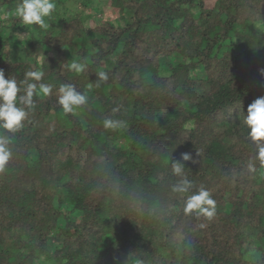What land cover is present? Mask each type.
Returning a JSON list of instances; mask_svg holds the SVG:
<instances>
[{"label":"trees","instance_id":"1","mask_svg":"<svg viewBox=\"0 0 264 264\" xmlns=\"http://www.w3.org/2000/svg\"><path fill=\"white\" fill-rule=\"evenodd\" d=\"M67 1L55 0L47 29L33 25L17 40L3 30L25 28L10 16L21 0H0L5 77L39 70L54 86L34 96L22 129L0 130L13 138L0 173V264H264V164L243 122L264 96V0L94 8L116 13V24L95 21L88 6L98 0L58 18ZM72 61L85 71L70 70ZM101 70L109 79L96 87ZM61 84L88 102L64 113ZM108 117L125 126L104 129ZM182 153L192 157L194 191L203 186L216 201L211 220L186 215L171 190Z\"/></svg>","mask_w":264,"mask_h":264},{"label":"clouds","instance_id":"2","mask_svg":"<svg viewBox=\"0 0 264 264\" xmlns=\"http://www.w3.org/2000/svg\"><path fill=\"white\" fill-rule=\"evenodd\" d=\"M55 9V0H21L15 8V15L24 25H37L40 29H47L49 25L45 18ZM69 67L70 70L81 73L85 71L87 65L81 61H72ZM43 75L44 73L39 70L28 71L24 74V79L18 82L15 78H6L3 69H0V130H3V133H15L24 127L30 111L35 107L34 96L48 97L53 93L52 84L41 82ZM96 76L97 81L94 84L96 87L109 79L108 73L103 70L98 71ZM21 92L23 94H20ZM57 93V102L64 113H72L88 102L87 94L77 91L73 84H61ZM243 122L249 130L250 139L256 144L255 160L264 164V96L258 97L247 107ZM102 125L106 130L115 131L123 128L125 122L108 117L102 121ZM12 143L11 135L0 134V173L5 171L12 158ZM191 159L189 153H182L179 161L171 163V174L177 178L171 190L184 197L183 211L186 215L195 213L211 220L216 214V201L210 191L203 186L194 191L195 185L188 178V171L185 168V162ZM256 168V163L250 161L249 171L254 172Z\"/></svg>","mask_w":264,"mask_h":264},{"label":"rangeland","instance_id":"3","mask_svg":"<svg viewBox=\"0 0 264 264\" xmlns=\"http://www.w3.org/2000/svg\"><path fill=\"white\" fill-rule=\"evenodd\" d=\"M98 3H92L90 4V6H88V9H92V15L94 16L93 18L95 19V21H107L109 20L111 23L114 22V24H116V18H114L116 16V13H112L111 11H107L104 12L101 10V13H96V10L94 9L96 8H102L103 5L105 4L106 0H98ZM86 2V0H68L67 2H65L64 4H61L59 6H57V12L59 13V16L57 15L58 18H63V20L65 21H69V19H72L74 17H76L77 12H79L80 10H82V3ZM85 12H89V10H85ZM9 13V12H8ZM12 15L10 16H15V12L11 13ZM85 16V13H84ZM0 17H5V14H3L2 12H0ZM52 17V14L49 16V19ZM53 18V17H52ZM6 30H3L4 33H7L8 30L13 31L16 35H17V40H25L27 39L26 35H29V30L33 29V25H25V28L22 29V27L18 28V27H14L12 29L9 28H5ZM173 62L172 63H176L178 62L179 58L173 57ZM194 76H198V77H202V73L200 74H194Z\"/></svg>","mask_w":264,"mask_h":264}]
</instances>
